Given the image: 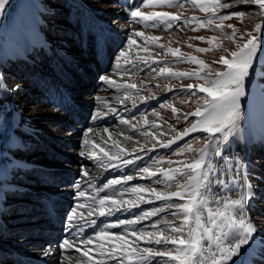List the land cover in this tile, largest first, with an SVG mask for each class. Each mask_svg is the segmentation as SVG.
Returning <instances> with one entry per match:
<instances>
[{"label": "rangeland", "instance_id": "1", "mask_svg": "<svg viewBox=\"0 0 264 264\" xmlns=\"http://www.w3.org/2000/svg\"><path fill=\"white\" fill-rule=\"evenodd\" d=\"M232 2L233 7L217 9V14L243 11L245 16L243 19L233 17L224 21L221 31L215 27L219 20L213 18L212 11L202 12L191 0H182V7L145 6L142 0H7L0 12V162H4L7 156L22 158L25 162L22 166H7L9 187L2 196V224L20 218L31 222L30 216H25L31 210L38 217L42 216L49 200L44 199L33 209L32 196L44 187H53L49 178L61 183L77 182L80 165L86 169L111 166L121 168L123 178L131 176L132 179L105 189L103 184L95 195L97 207L99 199L105 196L131 202L121 207L128 213L115 219L139 221L124 224L119 234L126 235L131 243L135 240L130 235L132 231L156 233L158 229L154 225H159L166 236L170 235L164 222L179 224L180 217L172 215L175 208L169 205L184 201L179 198L157 200L150 193H134L131 190L143 187L168 193L179 190L178 185L187 181V176L166 181L159 173L162 169L180 167L178 162L197 158L208 143L209 133L204 131L191 132L182 139L177 137L200 119L188 116L186 120L185 114L195 112L198 105L203 111L204 99L210 97L197 87L187 88L188 85L207 86L204 79L159 75L160 69L168 68L173 73L198 72L211 81L216 73L227 70L225 65L216 63L220 57L231 59L230 53L237 51V45H243L249 38L247 33H251L260 38V49L254 59L256 76L251 83L248 79L245 81L246 96L242 98V115L237 130L226 141L216 134L218 144L214 147H218L221 153L227 149L230 156L239 158L251 176L249 182L254 185L256 198L250 202L252 210H246V219L256 229L253 233L256 243L248 252L246 264L259 262L261 237H264V96L260 92V87L264 85V11L255 3ZM137 8L145 14L168 12L179 15L181 20L172 28L163 24L154 27L151 21H140L130 15ZM193 17L202 21L213 19L214 22L200 27L192 20ZM229 24L236 30L235 41L229 39L232 32L227 27ZM256 24L262 25L261 31L255 30ZM136 32H142L144 36H136ZM153 36L160 39H147ZM212 37L217 40L210 44L207 41ZM130 39L136 43L129 45ZM169 48L179 49V53L174 56L167 51ZM200 48L211 50L197 51ZM121 52H127V56L121 57ZM190 57L204 61L209 67L202 68L198 63L191 62ZM105 77L115 81V84L107 83ZM126 84H136L137 88H127ZM173 106L179 109L177 114H173ZM39 109L46 113H36ZM23 119L26 126L22 125ZM125 120L129 123L122 122ZM68 129L74 136L72 141L80 143V151H73L54 135L55 131L61 134ZM85 139L90 141L87 146ZM168 141L174 143L164 146ZM91 142L99 147H93ZM189 146L191 152L187 151ZM37 148L49 151L50 158L34 160L32 153ZM100 148L112 155L119 153L120 159L109 162ZM69 158H72L71 161ZM123 160L134 162L125 165ZM36 161L41 168L34 167L33 162ZM53 161L56 165L51 164ZM144 167L158 175L143 173L141 169ZM213 191L216 192L215 185ZM61 193L63 195L54 198L59 201L58 210L63 209V213L73 205V200L65 191ZM141 195L143 200L138 199ZM217 195L237 198L228 192H217ZM154 209L160 210L157 215L140 219L145 212ZM60 219L58 230L64 223L62 216ZM9 224L13 225L12 222ZM34 225L25 223L21 228L29 230ZM96 225L86 234L93 238L94 245H100L102 241L94 237L105 231L102 228L104 224L98 222ZM14 228L12 234L17 236L22 229ZM32 233L30 229L24 234L32 237ZM59 236L56 239H60ZM143 242L137 243L142 247ZM117 245L119 247V242ZM149 245L154 248L171 247ZM75 251L58 248L52 260L39 263H73L77 258ZM7 252L0 260L1 264H7L6 261L12 257L10 251ZM32 258L40 259L38 255ZM237 259L239 257L233 258ZM151 264H167V261L154 257Z\"/></svg>", "mask_w": 264, "mask_h": 264}, {"label": "snow or ice", "instance_id": "2", "mask_svg": "<svg viewBox=\"0 0 264 264\" xmlns=\"http://www.w3.org/2000/svg\"><path fill=\"white\" fill-rule=\"evenodd\" d=\"M240 2L255 3L264 11V0H240ZM6 3L7 0H0V12L3 11ZM142 3L145 6L151 7L183 6L182 0H142ZM191 3L195 7H199L202 12L211 10L213 18L219 20V23H216L215 27L221 31L224 29V21L230 20L233 17L243 19L245 16L243 11L222 15L217 14V9L233 7L234 3L232 0H206V2L204 0H191ZM130 15L140 21H151L154 27L158 24H163L168 28H172L181 20L179 15L168 12L145 14L138 10V8L132 11ZM192 20H195L200 27H205L206 24L212 25L214 22L213 19L202 21L196 17H193ZM186 22L190 23L191 21ZM227 27L232 29L229 39L235 41V28L231 24ZM261 29V24L255 25L257 32L261 31ZM193 30L195 31L196 29ZM135 35L143 37L144 33L136 32ZM247 35L249 37L247 41L243 45H237L238 50L230 53L231 59L221 56L219 61L216 62L225 65L227 70L216 73L215 78L211 81H209L208 76H201L198 72L173 73L168 68L160 69L159 75L175 76L181 79L195 76L197 79L205 80L207 86H187L188 89L197 87L200 92L206 93L210 99H204L203 111H201L198 105L195 112L185 114L184 118L186 120L188 116H197L200 119L195 124H192L190 128L185 129L177 138L182 139L183 136L191 132L204 131L209 133V140L204 148L200 150L197 158L191 161L178 162L181 165L180 167L176 169H162L159 173L165 177L166 181H173L177 176H187V181L182 185H178L179 190L168 193H161L155 188L147 189L143 187H137L131 190L134 193H150L157 200L169 201L173 198H179L184 201L177 205H169V207L175 208L172 215L180 217L179 224L170 221L164 222L170 230V235L166 236L164 231L160 230L159 225H154L158 229L156 233H138L132 231L130 235L135 237V240L131 243L126 235L113 234L107 231H102L96 235L95 240L102 241L100 244L102 249L106 245H110L108 255L116 257L118 252L120 253V264H124L125 261H128V264H150L151 259L154 257L166 259L167 264H229V262L231 264H246L248 252L256 243L255 236L253 235L256 229L252 226L250 220L246 219V210H252L253 205L250 202L256 198L254 185L249 182L251 176L247 168L242 166L239 158L230 156L227 149L224 153H221L219 148L214 146L218 144L216 134H219V137L226 141L237 130L242 115V98L246 96L245 81L248 79L249 83H251L252 79L256 76L254 59L257 58V51L260 49V38L253 36L251 33H247ZM147 39L158 41L160 38L153 36ZM195 39L204 40L205 38L195 37ZM215 40L217 38L212 37L207 42L211 44ZM128 43L129 45H134L136 41L130 39ZM160 47L163 48L164 45H160ZM209 50L211 49H197L200 52ZM167 51L174 56L179 53V49L169 48ZM120 56H127V52H121ZM189 60L198 63L202 68L209 67L204 61L197 60L195 57H190ZM104 79L109 84H115V81L109 77H105ZM124 86L133 89L137 88L136 84H126ZM260 92L264 96V85L260 87ZM172 112L173 114H177L179 109L173 106ZM122 122L129 123L127 120ZM89 143V140H84L86 146ZM91 143L93 147H99L94 142ZM171 143H174V141H168V144L164 146H168ZM210 149L211 152L209 151ZM100 151L104 152L103 148H100ZM120 151L123 152V149H120ZM187 151H192L191 146L187 148ZM104 156L107 157L109 162L120 159L119 153L112 155L109 152H104ZM214 157H218V159L214 160ZM133 162V160L122 161L125 165ZM169 163L173 162L169 161ZM141 171L147 173L149 176L158 175L157 172L150 170L148 167L142 168ZM83 175L87 177L88 172L85 171ZM131 179V176L124 178V180ZM120 183L121 180L113 179L105 184L104 188ZM213 185L216 186V192L213 191ZM217 192L233 193L237 198L218 196ZM85 195V192H79L80 197H85ZM93 199L95 200V197ZM138 199L143 200L144 197L141 195L138 196ZM126 203L131 202L117 200L109 196L100 198L98 215H112L114 211H119ZM212 205H215V207ZM132 206L136 205L133 204ZM84 207V204H79L77 208H74L68 216V221L78 224L79 221L84 220V212H78L77 210L84 209ZM105 208H107V212ZM158 211L160 210L154 209L151 212H145L140 219L157 215ZM87 215L90 218L93 215V211H89ZM138 222V220H128L119 221V224L124 225ZM87 223L89 225H95L96 221L89 219ZM115 226L117 225H109V227ZM78 231H84L83 224H79ZM141 240L148 244L171 245V247L141 248L137 243ZM117 242H119V248H117ZM87 243L93 244L94 240L88 239ZM246 245L247 247H244ZM261 245V260L259 262L253 261L252 264H264V237H261ZM51 248L52 245H49V249ZM58 248L65 251L75 248L77 252H81L83 257H87L90 261L93 260L88 251H81L74 241H70L67 238L58 245ZM45 254L51 255V252L46 249ZM234 257H239V259L233 260ZM78 264H83V261L78 262ZM93 264H99V262L93 261Z\"/></svg>", "mask_w": 264, "mask_h": 264}, {"label": "bare ground", "instance_id": "3", "mask_svg": "<svg viewBox=\"0 0 264 264\" xmlns=\"http://www.w3.org/2000/svg\"><path fill=\"white\" fill-rule=\"evenodd\" d=\"M43 112L46 113V111L42 109H39V111H36V113H43ZM22 121H23L22 125L26 126L25 119H23ZM54 133H55L54 135L58 138V140L63 141L67 147L72 148L73 151H76V150L80 151L79 149L80 143L72 141L74 136L73 134H71L69 129L63 131L61 134L59 131L57 132L55 131ZM22 145L24 146L23 143ZM69 151L71 152V150ZM32 154H33L32 158L34 160L50 158L49 151L41 149V148H37L36 150H34ZM69 159H70L69 161H71L72 158H69ZM24 162H25L24 159L17 158L15 156H7L4 162H0V211H2L4 207L2 203L3 193L5 189L9 187V184L7 183V180H6L9 174L7 166L8 165L9 166H22ZM80 162H82V160H80ZM33 164L36 165L34 167L41 168L38 161L33 162ZM51 164L56 165V162L53 161ZM78 167L80 168V171L76 179L77 182L73 180L68 183H61V182H58L54 178H49L48 181L53 187L52 188L44 187L43 190L36 191V193H34V195L32 196L34 205L31 206L33 209L37 208L40 204H42L44 202V199L48 198L49 200V204L46 207V210L42 216L38 217L36 214H34V211L31 210L30 214L25 213V216L27 217L30 216L31 222H26L25 218H20L18 220L9 221V222H12L14 226L13 225L10 226L11 224H9V222H5V224H2L3 220H0V260L4 258L6 253H8L7 251H10V254L12 255V257H10V259L6 261L7 264H40L43 262L47 263L50 260H52V257H54V254L58 250V245L64 239L67 238L70 241H74L76 246H78L81 249V251H88L93 258V260L90 261L88 260L87 257H83L81 255V252L75 251L77 258L74 260L73 263L68 262V264H78V262L80 261H83V264H93V261H98L99 264H120V259H119L120 253L119 252L116 257H113L107 254L110 246H105L102 249L100 245H94V243L88 244L87 240L93 239V238H89L88 234L86 233H88L90 228L95 226L98 222H100L101 225L104 224L102 228L105 231L109 233H113V234H119L121 228H123L124 225L119 224V221H121V219H115V218L120 217L121 215H123V213L124 214L128 213V211H125L123 208H121L119 211H114L112 215L100 216L98 215L99 208L97 207L98 205L97 198L95 200L93 199V197H95V195L98 194L99 191L102 189L101 186L103 184H107L109 181L113 179L121 180V184L122 183L124 184V182H126L124 181V178L121 175V171H120L121 168L119 169L117 167H111V166L100 168L97 166L91 169L90 168L86 169L84 166H81V165ZM85 171L88 172L87 177L83 175ZM46 182H47V179H46ZM18 187L22 188L23 186H18ZM60 191L61 192L65 191V194H67L68 196L71 195L70 198L73 200V205L65 209L63 213L61 212L63 209L58 210L59 201H56L55 199L57 198H54L55 196L63 195V193H61ZM80 191L85 192L86 194L85 197L79 196ZM77 196L79 198H76ZM53 200H55V202H52ZM79 204L85 205L84 209H77L78 212L79 211L84 212L85 219L79 221L78 224L75 222H69L68 216L71 214L73 210L72 206H75L77 208ZM94 205L96 207H94ZM89 211H93V215L90 218L87 215ZM105 211L107 212V208H105ZM61 216L63 217L64 223H63V226L60 227V229L58 230L57 226L60 224ZM89 219L95 220L96 224L89 225L87 223ZM16 223H19V225H17ZM25 223L35 224L34 227L29 228V230L31 229V231L33 232L32 237H27V235L24 234L25 232L29 231V230H25L21 228V227H24L23 225ZM79 224H83L84 226L83 232L78 231ZM109 225H117V226L109 227ZM14 227H19L20 229H22V230H19L20 233L17 236H13L12 234L13 232L12 229L15 230ZM58 235H60L59 236L60 239H56ZM59 240H61V242ZM38 244H41V247H38ZM49 245H52L51 249H49ZM141 245H142L141 248L152 247L148 243H145V241ZM117 248H119L118 245H117ZM46 249H48L51 252V255L45 254ZM68 250L74 251L75 248L68 249ZM35 255H38L40 259L36 260L35 258H32ZM0 264H1V261H0ZM124 264H128V261H125Z\"/></svg>", "mask_w": 264, "mask_h": 264}]
</instances>
